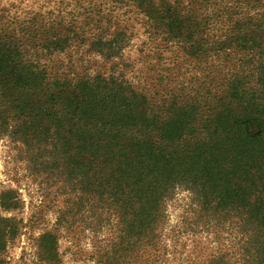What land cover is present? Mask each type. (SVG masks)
I'll return each instance as SVG.
<instances>
[{
	"label": "trees",
	"instance_id": "1",
	"mask_svg": "<svg viewBox=\"0 0 264 264\" xmlns=\"http://www.w3.org/2000/svg\"><path fill=\"white\" fill-rule=\"evenodd\" d=\"M230 2L221 49L236 52V76L220 95L180 84L148 95L111 74L59 79L42 61L71 38H42L31 26L0 31V137L43 147L83 202L114 215L124 251L116 264L165 263V207L179 189L200 210L195 225L207 216L216 236L226 227L236 236L234 252L206 250L188 264H264V0ZM183 5L171 4L159 26L202 58L204 28ZM8 202L2 208L13 211ZM11 222L0 221V264L1 226ZM51 247L57 254L54 240Z\"/></svg>",
	"mask_w": 264,
	"mask_h": 264
},
{
	"label": "rangeland",
	"instance_id": "2",
	"mask_svg": "<svg viewBox=\"0 0 264 264\" xmlns=\"http://www.w3.org/2000/svg\"><path fill=\"white\" fill-rule=\"evenodd\" d=\"M177 1L0 0V31L5 25L17 31L31 26L42 38H71L42 61L59 79L111 74L148 95L157 85L177 84L186 93L202 85L220 95L236 76V52L221 49L229 28L223 8L232 3L198 0L202 4L191 12L188 7L196 0H180L183 14L204 28L205 55L195 58L158 23ZM38 147L0 137V221L14 219L1 226L7 236L3 264H116L124 251L114 215L97 208L93 199L83 202ZM4 200L15 209L5 211ZM199 212L189 192L181 189L166 203L163 238L169 250L164 264H188L186 259L194 261L200 252L220 255L236 247L233 229L226 227L216 236L207 216L195 225ZM53 240L57 254L50 252Z\"/></svg>",
	"mask_w": 264,
	"mask_h": 264
}]
</instances>
